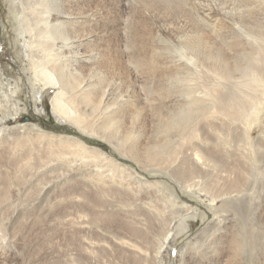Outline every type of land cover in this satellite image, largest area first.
<instances>
[{"label":"bare ground","instance_id":"bare-ground-1","mask_svg":"<svg viewBox=\"0 0 264 264\" xmlns=\"http://www.w3.org/2000/svg\"><path fill=\"white\" fill-rule=\"evenodd\" d=\"M138 1L129 12L123 0H7L28 101L42 112L59 87L57 117L204 196L214 221L172 252L196 210L175 209L172 185L133 177L82 139L10 127L26 108L25 86L5 76L0 56V235L3 225L54 229L76 211L78 220L64 222L76 231L77 257L60 264H264V130L254 135L264 121V0ZM173 42L212 72L205 97L182 80L193 66L175 61ZM135 71L151 82L140 85ZM58 158L89 178L71 172L48 185ZM3 248L0 264H14Z\"/></svg>","mask_w":264,"mask_h":264},{"label":"rangeland","instance_id":"rangeland-1","mask_svg":"<svg viewBox=\"0 0 264 264\" xmlns=\"http://www.w3.org/2000/svg\"><path fill=\"white\" fill-rule=\"evenodd\" d=\"M128 1L123 0V2L126 3L124 5L126 11L130 12L131 9L130 6L137 4V2L139 1L138 0L135 1L128 0ZM6 2L7 0H0V21H1L0 22V56L2 60L1 65L5 69V76H8L10 78L19 76L20 80L22 79L21 83H23L25 86L27 80H26V76L23 73H21L20 66L22 65V63L18 56L19 53L21 52V49H19L20 47L18 46L17 47L14 46L11 41V39L15 38L13 34L15 18L9 12V8ZM130 3L131 5H129ZM124 15H125L124 17L129 18L128 12H125ZM173 43L174 44L172 45L173 46L172 49H173V56L175 58V61L177 63H181L185 65L187 64L190 67L193 66L192 71L188 75L186 74V72L182 73L183 75H187V79H182V80L184 81L185 85L191 86L195 89V94H194L195 97H201V98L205 97L209 85H211V83L215 84L213 78L214 76L212 72L205 70V68H196L195 65L196 56H193L190 53H186L185 49L175 44L176 42ZM175 51H177V54L175 53ZM128 55H130L129 51L126 57H128ZM198 70L201 72H199ZM139 72L140 71H135L133 73L135 74V76L138 75V80L141 83L140 85H142V82L143 83L151 82L153 78L151 77L152 75L151 76L142 75ZM25 88L21 95V98L23 99L22 100L23 102H26V108L20 110L17 115L13 116L14 120L13 122H10L9 124L10 127H17L20 125L29 124V125H34L35 128L37 127L36 128L37 130L42 129L43 131L45 130L46 132L51 134L54 133L56 135H63L64 137L71 139H82L88 145L102 149L110 157L117 160V162L125 163L126 166L133 171V175H132L133 177H138L142 180H153L159 183L165 181L168 182L170 185H172L177 193L176 195L179 194L181 196H177L175 202L171 200L172 199L171 197L167 195H165V197L169 201L171 200L170 203L171 205L175 206V209L176 208L178 209L179 206L180 207L192 206L196 210V215L188 219L189 228L184 233L179 235L175 240H173L171 246H169L172 252H175L179 248V246L186 244L192 238L194 239V237L198 235L204 229V227L210 225V222L214 221L216 215L214 213L213 208L211 207V204L204 196H202L201 198H197V197L195 198V196H192L189 193H187L184 188L180 187V185L177 182L172 181L170 178L164 177L162 175L159 176L156 174H151L147 171L142 170L139 167V165L132 159H128V158L126 159L122 155H119V153L113 149V147L108 141L94 135L83 133L76 126L69 123L67 119H61L62 117L61 118L57 117L52 110L51 96L52 95L54 96L59 91V87L57 88L55 87L51 89L49 92H47L44 95L43 97L44 109L42 112L36 111L34 109L35 107L29 103L27 87L25 86ZM145 96H146V91H144V96H143L144 100H145ZM262 124L263 125H261L260 128L254 132L255 136H257L260 132L264 130V121ZM52 165L53 167H58L59 165L62 166L57 171L50 172V174L53 175L50 178L51 182L48 184L50 186H53L56 183L60 185L64 184L66 180L68 181L69 175L67 174L68 173L70 174L71 172H75L79 174L81 173L82 174V175L80 174L81 176H86L87 178H89L87 174L86 175L83 174L82 170L80 169L81 166H79L78 168L77 162L76 161L74 162V160L72 161L69 158L62 161L60 158H58L52 163ZM72 166H74V168ZM63 169H64V174H63ZM79 169L81 171H78ZM68 170L69 172H67ZM159 185L163 189L164 185L163 184L161 185V183ZM59 188L60 187H57L56 191H58ZM58 202H60V200ZM52 204L54 206L56 203L54 202ZM54 217L55 216H51V220H50L51 226H54L58 222L53 220ZM65 218L66 217L63 218L61 217L60 219H62L61 221L63 223L60 222L58 224L59 226L55 227L54 229H48L49 228L48 226H44V228L37 227L38 229H34L32 231L30 230L29 227H27L26 229L21 228V230L18 229L12 230L13 228L3 225L2 228L4 230L2 229L1 232L2 234L0 235V244H3L4 251H6L7 255H9V257L4 261L6 262L12 261L14 264H60L61 262H63L64 258L66 259L67 256L77 257L78 247L75 242L78 239L77 234L73 236L74 238L73 240H72V236L70 235L71 233L76 231L74 228H72V230L70 231L68 229V224L66 225V222L70 218H75L78 220L76 211L72 212V215H69L67 219ZM35 219H38V217H35ZM252 219L254 220V218ZM64 220H66V222H64ZM242 222H243L242 219L239 218L238 222L235 223L238 227V230L241 232L243 231ZM8 228H11V230ZM104 232L106 237L109 238L111 236V233L106 231ZM69 239H71V241ZM259 242L258 244H260ZM247 244H252L251 246L254 245L249 240H247ZM110 261L111 259L104 257L100 260V263L113 264Z\"/></svg>","mask_w":264,"mask_h":264}]
</instances>
